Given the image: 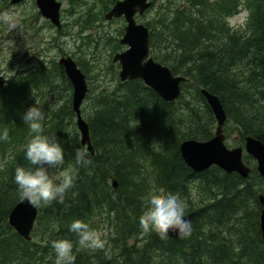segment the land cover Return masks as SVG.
I'll return each mask as SVG.
<instances>
[{
    "label": "trees",
    "instance_id": "trees-1",
    "mask_svg": "<svg viewBox=\"0 0 264 264\" xmlns=\"http://www.w3.org/2000/svg\"><path fill=\"white\" fill-rule=\"evenodd\" d=\"M117 1L99 0V18ZM71 2L75 9L80 0ZM241 9L250 16L236 29L230 19ZM152 11L156 17L145 23L151 55L174 75L187 78L181 98L166 103L142 81L122 83L118 77L102 82L96 92L89 88V108L82 113L95 156L89 154L92 164L80 169L62 204L39 208L32 241L19 236L8 221L22 200L15 169L31 166L25 158L31 134L22 117L40 93L69 92L65 104L45 106L44 134L65 147L64 167L75 166L74 149L83 146L73 122V89L63 68L43 63L38 71L12 77L0 90V135L8 133L7 140H0V264H55L51 242L78 241L69 231L74 220L111 230L103 250L75 252L76 264H264L258 198L264 194V179L254 172L244 180L216 167L196 175L179 153L183 141L214 136L216 121L202 89L220 99L227 125L235 126L242 143L247 136L264 143V0H153L147 14ZM97 21L89 15L85 25L90 29ZM78 65L92 86L95 78L82 62ZM245 162L256 166L250 157ZM153 191L187 200L186 213L197 210L190 237L162 240L141 229L145 197Z\"/></svg>",
    "mask_w": 264,
    "mask_h": 264
},
{
    "label": "water",
    "instance_id": "water-1",
    "mask_svg": "<svg viewBox=\"0 0 264 264\" xmlns=\"http://www.w3.org/2000/svg\"><path fill=\"white\" fill-rule=\"evenodd\" d=\"M26 0H11V5L17 6ZM39 14L57 29L62 28L61 8L58 0H36ZM152 7L151 0H121L118 1L105 19L124 18L127 25L125 35L120 44L128 49L116 54L113 62L121 67L120 79L122 82L141 80L147 88L152 89L165 102H174L181 96V85L187 81L185 77L174 76L171 70L158 63L151 57L150 30L143 24L137 23V16H143ZM59 65L65 69L66 76L73 87L72 108L76 114L77 127L81 133V144L87 147L90 155H95L91 142L89 126L84 120L81 108L88 94L89 88L86 75L71 57H62ZM1 72V71H0ZM208 107L212 111L217 127L214 137L207 142L188 140L181 144L180 152L185 164L194 174L201 175L212 167H218L227 174L236 173L247 179L253 169L243 160L244 149H228L224 126L227 122V112L220 99L207 91H201ZM246 153L257 162L256 170L264 178V143L252 136L245 139ZM113 189L118 188V183L112 179ZM261 206L260 228L264 242V195L259 196ZM39 210L35 205L21 200L9 215V225L26 241L32 240ZM197 213L191 212L186 217L194 221ZM170 239H179L175 234H170Z\"/></svg>",
    "mask_w": 264,
    "mask_h": 264
},
{
    "label": "rangeland",
    "instance_id": "rangeland-1",
    "mask_svg": "<svg viewBox=\"0 0 264 264\" xmlns=\"http://www.w3.org/2000/svg\"><path fill=\"white\" fill-rule=\"evenodd\" d=\"M59 2L63 6V28L61 31H58L39 15L36 0H27L17 6L11 5V0H0V13L15 14L20 19V27L17 29H11L6 24H0L1 76L5 80H10L14 76H26L27 73L34 71L44 62L47 66L58 64L62 57L70 56L77 63L82 62L89 72V76L92 79L95 78L92 86L89 82V87L90 89L92 87L96 92V87L102 82L112 83L114 82L113 79L119 78L121 68L119 64L113 62V59L116 54L122 53L128 48L120 44L123 37L122 31L125 32L127 23L123 18L110 22L105 19V16L99 18V13L102 12V7L98 4L99 0H80L75 9L71 0H59ZM159 6L160 4H158ZM89 15L98 17V21L90 29L85 25ZM155 15V11H152L150 14L138 17L137 20L145 25L147 21H152L156 17ZM249 16L248 12L242 11L231 19V25L240 28L246 24ZM43 94L40 93L36 96L34 102L35 104L38 102L44 111L45 106L55 109L65 104L70 93L60 88L57 93ZM85 108H89V101L85 102L83 109ZM73 122L76 125V119ZM215 130L216 125L213 134H215ZM224 131L227 137L226 145L229 149L244 147V145L240 146L242 142L239 132L232 123L228 124ZM245 155L247 156L246 153ZM182 201L185 204V209H187L189 207L188 201ZM197 203L198 201H194V206H197ZM42 206L44 205L37 207ZM97 230L102 233L106 245L107 236H110L111 230L108 226H103ZM41 235L39 232L34 238V242L38 243L41 240Z\"/></svg>",
    "mask_w": 264,
    "mask_h": 264
},
{
    "label": "clouds",
    "instance_id": "clouds-1",
    "mask_svg": "<svg viewBox=\"0 0 264 264\" xmlns=\"http://www.w3.org/2000/svg\"><path fill=\"white\" fill-rule=\"evenodd\" d=\"M0 24L11 29L20 27V19L15 14L0 13ZM27 125L31 139L25 146V158L30 167L18 166L14 180L20 197L32 205H50L63 203L66 194L78 179L81 168L92 164L87 147H76L75 166L65 168V147L56 137L44 134L46 114L38 102L28 108L22 117ZM8 133L0 135V140H7ZM142 230L154 232L160 239L166 240L170 234L180 239L191 236L192 222L186 217L184 202L175 194L153 191L145 197V206L139 217ZM69 231L75 233L78 241L57 239L51 242L55 253V264H76L75 252L80 250H103L105 240L102 233L90 227L83 220H74ZM75 248V251H74Z\"/></svg>",
    "mask_w": 264,
    "mask_h": 264
},
{
    "label": "bare ground",
    "instance_id": "bare-ground-1",
    "mask_svg": "<svg viewBox=\"0 0 264 264\" xmlns=\"http://www.w3.org/2000/svg\"><path fill=\"white\" fill-rule=\"evenodd\" d=\"M158 1V0H157ZM169 1V0H168ZM171 2V1H170ZM169 3V2H168ZM173 3V2H172ZM179 3V2H178ZM182 3V2H181ZM162 4V3H161ZM163 5V4H162ZM158 7V6H157ZM168 8H169V5H168ZM168 8H166V9H168ZM160 9V8H159ZM161 9H162V7H161ZM163 9H165V8H163ZM163 11V10H162ZM157 12V11H156ZM160 12V11H159ZM170 12V11H169ZM164 13H166V12H164ZM158 14V13H157ZM159 14H162V13H159ZM169 14V13H168ZM163 16V15H162ZM157 22V21H156ZM160 23V22H159ZM156 24V23H155ZM157 24H158V22H157ZM156 27H157V25H156ZM158 28V27H157ZM154 29V28H153ZM162 32V31H161ZM162 34V33H161ZM162 38V37H161ZM87 39H89V38H87ZM63 53V52H62ZM66 54V53H65ZM32 63V62H31ZM45 63V62H44ZM27 66V65H26ZM36 66V65H35ZM38 66V65H37ZM46 66V65H45ZM44 66V67H45ZM39 67V66H38ZM37 67V68H38ZM53 67V66H52ZM50 68V67H49ZM49 68H48V70H49ZM30 69V68H29ZM28 70V69H27ZM32 70V69H31ZM37 70V69H36ZM42 70V69H41ZM35 71V70H34ZM38 71V70H37ZM31 72V71H30ZM49 72H50V70H49ZM20 73V72H19ZM25 73V72H24ZM23 73V74H24ZM32 73V72H31ZM60 73V72H59ZM26 74V73H25ZM28 74V73H27ZM15 77V76H14ZM24 78V77H23ZM11 79V78H10ZM18 79V78H17ZM16 79V80H17ZM15 80V81H16ZM10 82H12V81H10ZM97 88V87H96ZM102 89V88H101ZM91 90V89H90ZM100 90V89H99ZM99 90H98V92H99ZM90 92V91H89ZM95 92V91H94ZM211 93V92H210ZM203 97V96H202ZM216 125V124H215ZM191 140V139H190ZM181 144V143H180ZM180 146V145H179ZM180 153V152H179ZM113 174V173H112ZM194 184V183H193ZM193 188V187H192ZM195 190V189H194ZM198 193V192H197ZM229 197V196H228ZM259 198V197H258ZM198 204V203H197ZM261 208V207H260ZM260 210V209H259ZM197 211V210H196ZM195 211V212H196ZM196 219V218H195ZM260 230V229H259ZM142 237H143V235H142ZM32 238H33V236H32ZM136 239V238H135ZM140 239V238H139ZM143 241H144V239H143ZM139 242V241H138ZM142 243V242H141ZM109 244V243H108ZM142 244H144V243H142Z\"/></svg>",
    "mask_w": 264,
    "mask_h": 264
},
{
    "label": "flooded vegetation",
    "instance_id": "flooded-vegetation-1",
    "mask_svg": "<svg viewBox=\"0 0 264 264\" xmlns=\"http://www.w3.org/2000/svg\"><path fill=\"white\" fill-rule=\"evenodd\" d=\"M8 80L3 79V76H0V90L4 88V86L7 84ZM4 83V86L2 87V84Z\"/></svg>",
    "mask_w": 264,
    "mask_h": 264
}]
</instances>
